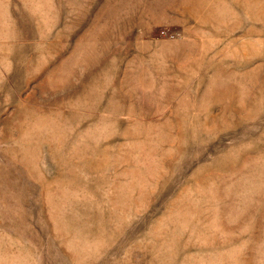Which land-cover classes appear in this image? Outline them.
Masks as SVG:
<instances>
[{
    "label": "rangeland",
    "instance_id": "374dc122",
    "mask_svg": "<svg viewBox=\"0 0 264 264\" xmlns=\"http://www.w3.org/2000/svg\"><path fill=\"white\" fill-rule=\"evenodd\" d=\"M0 264H264V0H0Z\"/></svg>",
    "mask_w": 264,
    "mask_h": 264
}]
</instances>
